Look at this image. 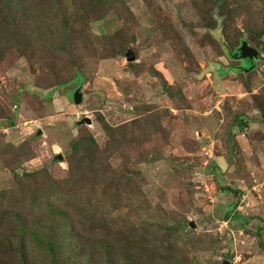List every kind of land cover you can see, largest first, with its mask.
<instances>
[{
    "label": "rangeland",
    "instance_id": "374dc122",
    "mask_svg": "<svg viewBox=\"0 0 264 264\" xmlns=\"http://www.w3.org/2000/svg\"><path fill=\"white\" fill-rule=\"evenodd\" d=\"M262 113L264 0H0V261L264 264Z\"/></svg>",
    "mask_w": 264,
    "mask_h": 264
},
{
    "label": "trees",
    "instance_id": "16d2710c",
    "mask_svg": "<svg viewBox=\"0 0 264 264\" xmlns=\"http://www.w3.org/2000/svg\"><path fill=\"white\" fill-rule=\"evenodd\" d=\"M239 47V46H238ZM238 47H236L235 48V50L234 51H229V52H226L227 53V56L229 57V58H233V57H239V49H238ZM129 56V55H128ZM127 56V57H128ZM134 56V55H133ZM240 58V57H239ZM243 60H245L248 64H247V66L246 67H249V65H250V67H251V65L253 66V60L254 59H249V58H242ZM134 60V58L133 59H131V60H129V61H133ZM246 64V63H245ZM245 64H243V66H245ZM241 64H239V65H237V66H233V68H236L238 71H241L243 68H245V67H243ZM254 68V67H253ZM222 73H225V71H223ZM78 76H79V78H82V75L81 74H78ZM262 118L264 119V113H262ZM90 138H92L91 136H90ZM90 138H89V141H91V143H93V144H95V141H94V139H91L90 140ZM73 145H75V143H73ZM223 190H230V191H232L233 189L230 187V186H225V187H221ZM220 188V189H221ZM235 193H239V191H237V190H235L234 189V194ZM226 218H232L233 220H243L244 219V217L242 216V215H240L239 213H236V214H234V215H232L231 213H228L227 215H226ZM248 219V218H247ZM186 225V224H185ZM23 233V232H22ZM22 233H21V235H22ZM37 236H39L38 235V233H37ZM128 238H129V240H128V243L127 244H122L121 246H118V247H116V248H111L113 251H115L116 252V254L113 256V258H116V259H118V257H122L123 256V251H126L125 249H127V247L129 246V245H133V244H135V243H138V242H140V239H141V237H142V234H140V235H137V236H134V235H131V236H127ZM128 238H125V239H128ZM263 243V249H264V242H262ZM21 256V255H20ZM0 264H10V263H8L6 260L4 261V260H2V261H0Z\"/></svg>",
    "mask_w": 264,
    "mask_h": 264
},
{
    "label": "water",
    "instance_id": "95a60500",
    "mask_svg": "<svg viewBox=\"0 0 264 264\" xmlns=\"http://www.w3.org/2000/svg\"><path fill=\"white\" fill-rule=\"evenodd\" d=\"M239 49V57L240 58H249V59H256L258 57V51L254 47L250 46L245 40H243L238 47ZM133 59V55L128 56V60ZM72 101L75 104H79L82 101V93H81V87H77L72 95ZM87 122H89V119H87ZM58 158L61 159V154L58 155ZM189 225L191 227H194L193 222H189Z\"/></svg>",
    "mask_w": 264,
    "mask_h": 264
}]
</instances>
